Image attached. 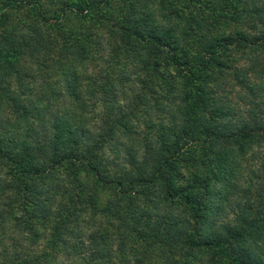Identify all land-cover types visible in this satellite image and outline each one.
<instances>
[{
	"label": "trees",
	"instance_id": "1",
	"mask_svg": "<svg viewBox=\"0 0 264 264\" xmlns=\"http://www.w3.org/2000/svg\"><path fill=\"white\" fill-rule=\"evenodd\" d=\"M226 1L182 47L178 29L157 24L145 0H0V102L27 126L25 135L12 126L0 133V230L13 220L28 240L40 237L38 223L51 222L56 233L54 256L31 254L11 238L13 251L1 249L0 264H85L94 260L86 233L94 243L105 237L96 227L120 257L103 263L94 251L99 264H264V175L248 181L251 200L254 180H263L259 207L236 199L239 165L264 148V30L255 21L264 29V4ZM91 25L109 34L94 36ZM96 42L99 51L113 43L115 54L112 64L102 60L110 65L104 76L83 74L85 88L101 90L94 97L102 96V116L88 120L78 75L60 92L73 107L46 132L49 105L32 100L42 95L11 83L32 77L31 66L45 72L56 50L88 72ZM238 52L244 64L235 67ZM119 59L125 68L111 72ZM228 205H237L234 218ZM139 207L141 230L134 227ZM141 233L150 250L135 256L138 240L128 260L124 244Z\"/></svg>",
	"mask_w": 264,
	"mask_h": 264
},
{
	"label": "rangeland",
	"instance_id": "2",
	"mask_svg": "<svg viewBox=\"0 0 264 264\" xmlns=\"http://www.w3.org/2000/svg\"><path fill=\"white\" fill-rule=\"evenodd\" d=\"M253 1L254 0H252L249 4L251 5ZM145 2L149 3L148 4L150 8L149 11L154 15L155 19L157 20V24L161 25L163 28H177L178 29L176 31V34H178L177 36L184 42L183 45H181L182 47H186L187 40L197 35V34L193 35L195 30H198L202 26H206L211 21H213L212 10L214 7L217 6V4H221V2L228 3V1L226 0H145ZM259 2H261V4H264V0H259ZM114 3H117V2L115 1ZM248 8L251 9V6L248 5ZM114 9L117 10L116 4H114L113 9L110 10L108 13V15L111 18H115ZM255 21H256V25L258 26L256 30L263 31L264 29L260 25V23H258L257 20ZM97 27L98 28L94 29V25L90 26L92 30L94 29V36H100L102 34L108 33L105 31V29H103V27H100V25ZM48 32H50L51 34L55 33L51 30H48ZM1 33H2V28L0 29V35ZM199 35H203V34H199ZM113 45H114L113 43H111V45L108 44L107 48L103 46L102 47L103 50L100 49L99 51V45H98V42H96L95 49H94L95 51L92 52L93 59L90 60L88 64L89 65L88 68H91V69L89 70L87 68L88 72H85L86 68L84 66H81L77 63L75 65L73 63L68 64L65 60H63L58 55V52L56 50V53H53L47 56V64H46L45 72H41V71L38 72L39 69L36 68L35 66H31V63H29L28 65L29 67L31 66V70H28L27 72H31L32 77H28L26 79L11 83L12 89L15 91L19 89L23 90L24 88H26V86H29L30 90H33L37 92L38 94L42 95L43 99L42 97H38V98L33 97L32 100H33V105H36V104L38 106L49 105L48 111H44L42 109V113L44 114V117H43L44 125L46 126V128L44 129H46V132H48L47 130L51 129L52 122H54V119L60 116L62 117L69 110V108L73 107V103H72L73 99L71 98V96L65 95V94L61 95L60 92L61 93L62 91L63 93L67 92L66 83H68V81L73 82L72 79L80 75L81 76L80 78L82 80H85V81H82L80 79L82 83L81 90L88 95V97H86L87 107H85L84 113L87 115L88 120L95 118V117L98 118L102 116L103 114V103L100 100L102 99V96L99 95L100 93L97 94V97H94V95H96L97 91L99 92L101 90H99L100 88L94 85L93 83L88 84L89 87L85 88L84 84H87L88 81L87 79L83 78L84 77L83 74L84 73L91 74V73L96 72L98 74L102 73V76H104L105 72L104 71L101 72V70L103 68H108L110 65L104 64L102 60L109 58L111 61V64L112 62H114L115 54H113L112 57L110 55V52L113 50ZM200 54H203V52L200 51ZM236 58L239 60V64H237L238 63L237 62L234 64V66L235 67L238 65L242 66L244 64V59L240 57V52H238ZM226 59L228 58L226 57L225 60ZM123 65H124V61L121 60L120 62V59H119L118 63L116 61L115 64L110 67L111 68L110 71L112 72V68L114 70L125 68L123 67ZM22 68H27V66L25 67L23 66ZM25 70L26 69H21V71L23 72ZM25 100H30V99L28 98V96H25ZM27 104L29 105V101L27 102ZM8 106L11 108L10 105L0 102V133L2 131H6L12 126V128L13 127L17 128L15 130L19 129V131H22V135H25L24 133L27 130V126L23 124L18 125L19 122L17 121V118H18L17 114L14 113V111H12V109H10ZM40 126L42 125L37 126L36 129L39 130L41 128ZM147 132L148 131L146 129L145 134ZM23 137H27V136H23ZM34 137L35 136H33V138ZM45 139L46 138H42L40 139V141L45 142L46 141ZM28 141H31V138H28ZM263 156H264V148L255 147L254 149H252V151H250L248 154L245 155L244 161L239 165L240 169L237 173L240 174V176L236 177V180L238 181V185L241 190V193H239L236 199L241 200L240 203L242 202V204L253 203L255 208L259 207L261 204V200L256 197V192L261 187V183L263 182V180L262 181L261 179L254 180V184L256 185L252 189L251 193L253 195L251 196V200L248 198L249 196L247 195L248 194L247 190L251 189L248 187L249 186L248 181L251 178L250 176H253V174L264 175V169H263V164H262ZM260 166L262 169L260 168ZM140 202L142 205L143 202L142 201ZM10 203H11V200H8V199H5L4 201H2V204L8 205ZM119 205L121 204L119 203ZM6 209L7 208L5 205H4V209L3 207H1L2 212L5 211ZM139 210H140V207H139ZM237 210H238L237 205H234L233 207H230V205H228L227 207H225V214L227 217L230 216L229 218H234L233 211L237 212ZM138 213H139L137 215L138 217H136L134 221L136 222L134 227L135 229L141 230L143 229V226L140 224V222L137 219L142 216L143 211L140 210ZM9 223H10L9 229L7 230L6 233L1 232L0 230V252H2L1 249H4L5 247L10 246L9 240L13 238L14 241L17 240L21 242V244H24V245H20V247L24 246L25 249H28L29 251H31V254L38 255V254H41L42 252H47L49 255L54 256V249H53V246L51 245L52 243H55L56 233L52 230L51 222L50 224H48L49 226L43 222L38 223L36 227L40 229L39 231L40 235H38L40 237L34 238V237L27 236L28 240L25 239L26 237L24 233L20 234L18 232L19 227H14L16 223L13 220H9ZM154 225L155 224L152 223V226ZM43 227H45V229L47 228L46 229L47 231L44 232ZM94 230L98 235L102 236L104 234L105 237L104 239L98 240L96 241V243H94L91 240V234H89V232L86 233L87 248H88L87 258L91 257L94 260H91L90 262L85 260V264H99V261L97 260V256L93 254L94 251L99 256H101L103 263H106L107 261H109L108 257L110 258V261H112V257L116 258L115 259L116 263H119L120 257H118L119 251L116 249L117 243L108 241L107 235L109 233H105L104 228H102V230H99V228L96 227L94 228ZM145 235L146 233L132 234L133 236L132 238H135V243H132L131 242L132 240H131L130 242H126V244H124L126 246L123 247L125 249L122 251H124L125 253L124 255L126 256V258H128V260H133V258H135V257H132L133 253H131V250L132 248H135V245H138L137 241L139 239L144 240ZM148 242H150L149 239L147 240V245L144 247H143V242H142V248L137 251L135 256H139V253H144L145 250H147V252L148 250H150L148 247L150 243ZM108 243H110V245ZM113 246L114 248L112 249ZM10 247H11L10 251H13L12 246ZM155 253H151V256L155 255ZM1 258L2 257L0 256V259ZM58 261L62 262L60 256H59ZM81 264H83L82 260H81ZM203 264H206V262Z\"/></svg>",
	"mask_w": 264,
	"mask_h": 264
}]
</instances>
